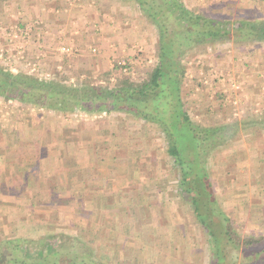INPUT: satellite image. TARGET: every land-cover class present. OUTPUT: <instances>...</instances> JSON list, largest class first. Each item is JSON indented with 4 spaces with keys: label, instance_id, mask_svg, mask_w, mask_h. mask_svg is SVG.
Masks as SVG:
<instances>
[{
    "label": "rangeland",
    "instance_id": "1",
    "mask_svg": "<svg viewBox=\"0 0 264 264\" xmlns=\"http://www.w3.org/2000/svg\"><path fill=\"white\" fill-rule=\"evenodd\" d=\"M39 1L0 0L2 5L5 2L4 6L0 4V22L1 17L6 20L3 27L0 25V34L15 27L30 34L27 22L20 19L26 9L30 13L25 3L33 7ZM180 1L189 8L230 21L261 17L264 11L252 6L246 7L244 14L236 15L222 5L223 1L235 5L238 1L251 4L261 0ZM116 2L128 4L125 12L134 21L133 33L138 36L127 43L131 54L115 56L114 60L113 55L106 57L103 66L86 73H50L32 70L31 65L25 64L26 50L21 42L28 38H14L24 57L14 59L9 51L14 46L8 45L4 37L0 38L4 57L0 63L13 73L67 85H80L85 78L105 87L122 78L136 82L146 79L156 64L157 30L140 18L135 4L129 0ZM9 11L15 15L8 17ZM90 51L93 58L98 56L96 47ZM262 59L264 42L234 38L226 46H194L182 56L185 75L181 92L191 120L203 126L231 122L235 126L231 136L210 150L206 158L218 206L240 235L264 234V74L257 72ZM37 125L40 127L36 129ZM10 127L16 133L14 137L7 131ZM46 129L49 134L39 136V140L56 146L63 144L65 150L61 152L66 163L72 165L77 161L79 168L68 178L53 177L58 167L54 166L56 151H51V147L44 153L41 169L28 166L24 149L19 153L22 158L12 162L3 158L0 240L16 236L38 239L60 230L81 237L94 249L96 258L106 264H209L211 241L192 205L178 190L176 169L166 154L164 134L156 124L123 112H57L0 97V144L12 141L30 145L36 136L34 131ZM9 174L13 178L8 180ZM30 177L33 180H27ZM209 215L211 227L222 236L221 264H239L240 251L234 250L226 236L220 234L222 217L210 212ZM101 250L104 254L98 256Z\"/></svg>",
    "mask_w": 264,
    "mask_h": 264
},
{
    "label": "trees",
    "instance_id": "2",
    "mask_svg": "<svg viewBox=\"0 0 264 264\" xmlns=\"http://www.w3.org/2000/svg\"><path fill=\"white\" fill-rule=\"evenodd\" d=\"M129 1L158 33L154 43L156 64L146 79L136 82L122 78L105 87L85 78L80 85H67L13 73L0 63V97L57 112H123L156 124L166 139V154L175 166L178 190L192 205L211 241L209 264H221L224 257L219 242L222 236L211 227L209 212L222 217L220 234L240 251L239 264H264V234L240 235L235 231L218 206L207 170V153L230 137L235 126L232 122L222 126L194 123L181 92L186 50L206 43L226 46L232 38L262 43L264 20L230 21L189 8L180 0ZM103 254L101 250L98 256ZM95 255L81 237L60 230L38 239L16 236L0 240V264H106Z\"/></svg>",
    "mask_w": 264,
    "mask_h": 264
},
{
    "label": "crops",
    "instance_id": "3",
    "mask_svg": "<svg viewBox=\"0 0 264 264\" xmlns=\"http://www.w3.org/2000/svg\"><path fill=\"white\" fill-rule=\"evenodd\" d=\"M116 1L117 0H41L33 7L30 5L31 3H25L24 7L30 10L29 14L26 9V12L23 13L24 16L22 13L20 15L23 16L20 19L21 22H27L26 26L29 27L30 33L28 37L29 40L27 39L21 42V45H23L26 50L25 64L31 65L32 70L37 69L38 71H48L50 73H57L60 71L63 73H81L83 71L86 73L94 69V67L103 66L104 62H106V57L109 59V57L113 55L111 60H114L116 58L115 56L131 54L128 45L131 43L130 41H132L133 37L135 36L137 39L138 35L137 33H133V18L125 12L129 9V7H127L128 4H123L120 0V3ZM223 3L222 5H226L225 7L228 12L232 11L233 14L236 13V15L244 14L246 7L250 8L253 6L260 9L264 8V1L262 0L259 1V3L256 1L251 4L248 3V1H238L235 5H229L226 1H223ZM3 4L5 5V2ZM213 4L216 5V3H212L211 5L213 6ZM4 5L1 4V6ZM12 7L13 6H11V8ZM33 9L36 11L34 14L32 13ZM123 10L125 14H123ZM14 13H10L9 11L8 17H11V14L12 16L15 15ZM262 13L264 14V11ZM263 14L261 17L244 19L262 20L264 19ZM25 15L27 17H25ZM1 19L4 22L5 17H1ZM2 23L0 22V25L3 27ZM1 31L0 27V33ZM11 32L12 31L4 34L2 32L0 38H7L8 45L10 44L15 48L17 42H13L15 40L10 39L8 35L11 34ZM62 45H69L72 47V52L70 54L62 53L60 51V46ZM92 47H96L98 53L96 58L91 56L90 49ZM119 48L121 49L118 51ZM124 50L125 52L123 53ZM15 52L16 51L13 50L11 53ZM260 69L261 70L257 72L264 74V59L261 61ZM263 74L260 76L263 77ZM41 122L40 125H42ZM38 127L40 126L37 125L35 128L37 129ZM47 127L49 128V126ZM46 130L34 131L36 136L32 137L34 142L30 145L29 143H15L12 141V143L8 141L0 144V162L3 158H7V162H12L15 158L24 157L19 156L20 151L24 149V152L26 151L25 159L26 162H28V166H39L41 169L45 159L43 158L45 157L44 153H47L51 147V151H56L54 166L58 167L56 171L52 173L53 177L67 176L68 178L69 175L74 174L76 169L79 168L78 162L76 161V163H72V165L66 163L65 160L67 159H64V154L61 152L64 149H62L63 144L56 146L53 145V143L44 142L45 140H42V142L39 140V136L49 134L48 129ZM7 131L12 134L13 137L16 134H13L14 131L11 127L8 128ZM51 135L53 134L51 133ZM27 151L31 154H28ZM16 163H18V160ZM48 171L50 172V170ZM31 174L32 173H30V175ZM34 174L31 176L33 177L36 175ZM9 175L10 177H7L8 180L13 178L12 174ZM32 177L27 178V180H33Z\"/></svg>",
    "mask_w": 264,
    "mask_h": 264
},
{
    "label": "built area",
    "instance_id": "4",
    "mask_svg": "<svg viewBox=\"0 0 264 264\" xmlns=\"http://www.w3.org/2000/svg\"><path fill=\"white\" fill-rule=\"evenodd\" d=\"M8 35L10 36L9 37L10 39L15 40L14 38L15 37H19V36L23 37L24 39L28 38L29 34H28L27 31L21 30L20 28H16L15 27L14 30L11 32V34H8ZM21 46H19L17 44L15 48H12V49L9 48L10 52H13V50L16 51L15 53H11L12 56L14 57V59H21V58L23 59L24 58L23 54H22L23 53V49H21ZM92 50L94 51L95 49H92ZM60 51L62 53H65V54H70L72 52V47H70L69 45H62V46H60ZM2 54L3 53H2V49H1L0 58H4V57H2ZM124 70H125V68H124Z\"/></svg>",
    "mask_w": 264,
    "mask_h": 264
}]
</instances>
